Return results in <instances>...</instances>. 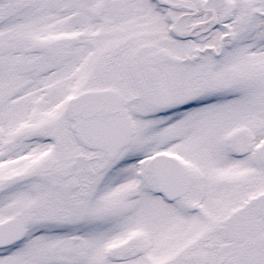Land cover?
<instances>
[{
	"label": "snow or ice",
	"instance_id": "6c2138e0",
	"mask_svg": "<svg viewBox=\"0 0 264 264\" xmlns=\"http://www.w3.org/2000/svg\"><path fill=\"white\" fill-rule=\"evenodd\" d=\"M0 264H264V0H0Z\"/></svg>",
	"mask_w": 264,
	"mask_h": 264
}]
</instances>
